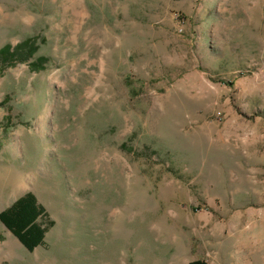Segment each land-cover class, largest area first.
Segmentation results:
<instances>
[{"label":"rangeland","instance_id":"374dc122","mask_svg":"<svg viewBox=\"0 0 264 264\" xmlns=\"http://www.w3.org/2000/svg\"><path fill=\"white\" fill-rule=\"evenodd\" d=\"M28 38L0 211L53 224L29 250L0 221V264H264V0H0V48Z\"/></svg>","mask_w":264,"mask_h":264},{"label":"trees","instance_id":"16d2710c","mask_svg":"<svg viewBox=\"0 0 264 264\" xmlns=\"http://www.w3.org/2000/svg\"><path fill=\"white\" fill-rule=\"evenodd\" d=\"M36 50L34 38H28L12 46L5 44L0 48V72L3 67L26 61ZM46 59L40 56L30 63L31 68L42 66ZM0 221L29 250L42 245L46 230L53 224L47 219L45 209L37 202L36 196L27 191L17 197L8 207L0 211ZM189 264H207L203 258H196Z\"/></svg>","mask_w":264,"mask_h":264}]
</instances>
